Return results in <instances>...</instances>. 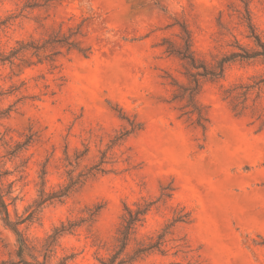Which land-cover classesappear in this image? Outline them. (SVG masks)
Instances as JSON below:
<instances>
[{"label": "rangeland", "instance_id": "1", "mask_svg": "<svg viewBox=\"0 0 264 264\" xmlns=\"http://www.w3.org/2000/svg\"><path fill=\"white\" fill-rule=\"evenodd\" d=\"M30 1L0 0V23L9 21L0 48L65 36L90 56L55 47L54 61L29 52L0 65V153L16 199L8 211L27 220L28 242L42 246L62 224L92 220L61 238L53 264H101L125 208L152 201L128 251L165 231V253L135 264H264V57H238L222 79L202 80L204 131L175 99L197 71L165 44L181 46L186 28L209 70L262 52L264 0H38L22 12ZM130 123L140 130L113 145ZM97 165L103 173L70 198L37 208L43 173L51 193L69 170ZM12 262L16 237L0 219V264Z\"/></svg>", "mask_w": 264, "mask_h": 264}, {"label": "trees", "instance_id": "2", "mask_svg": "<svg viewBox=\"0 0 264 264\" xmlns=\"http://www.w3.org/2000/svg\"><path fill=\"white\" fill-rule=\"evenodd\" d=\"M60 1V0H48ZM38 0H32L24 5L22 12L26 9L34 10L38 7H42ZM15 18H18L15 17ZM12 19V18H11ZM9 21L0 23V26H5ZM184 35L182 37V45L175 46L172 43L165 42L167 45L166 52L170 55H174L185 61L190 68L196 70L195 73H188L189 84L187 86H180L179 93L175 96V99L186 100L187 106L191 111L187 114L195 116V124L206 130L210 123L208 112L199 103L198 96L202 90V80L209 78L210 80L222 79L225 75L226 65L232 62L234 59L240 57L242 59H253L257 56L264 57V45L256 37L262 52H254L248 55L232 54L231 56L222 58L215 66V70H209L206 64L196 57L193 51L192 36L186 28H183ZM55 47L61 49L77 50L85 58H88L90 54L86 50L77 48V44L68 37L53 38L39 44L35 41L24 42L18 41L16 46L5 50L0 48V65L5 66L7 64L14 66L17 61L21 60L25 54L32 52L33 56L39 57L40 53L45 54L44 59L54 61L53 58L61 54L59 51H54ZM202 70V71H201ZM140 130L139 125L129 124L128 129H124L119 136L113 141V145H119L123 143L129 136L135 134ZM30 144L29 140L25 143L18 144L16 150L10 153L15 157L20 151ZM81 158V155L76 156V161ZM103 163V162H102ZM5 164L3 163V156L0 153V219L4 226L10 230L16 237V258L17 262L10 264H53V260L56 257V251L59 247L61 238L66 234L74 233L83 223L92 220H81L80 222L69 221L67 224H62L56 228L53 233L44 241L42 246L33 245L25 238L23 231L20 229L27 220H17L13 222L10 219L8 211V201L12 203L16 201L13 197V183L6 185L5 179L10 175L8 170H5ZM68 167H73V163L69 162ZM101 165H97L87 172H82L79 175H74V170L67 172L68 182L61 187L58 191L47 193L46 186V173L41 176L42 190L40 192L39 201H37V208H41L46 204L53 202L63 203L66 199L75 194L79 188H82L87 180L94 179L103 170ZM155 206V202L144 201L137 203L132 207L125 208V214L118 232L117 244L113 252L106 258H103L101 264H135L140 260H144L148 255L155 252L164 254L165 236L166 232L163 231L156 238H149L145 243H138L136 247L129 252L128 249L133 241L136 240V236L140 228L146 223V218L149 212ZM181 220H175L174 222H180ZM69 257L62 258L57 264H68Z\"/></svg>", "mask_w": 264, "mask_h": 264}]
</instances>
